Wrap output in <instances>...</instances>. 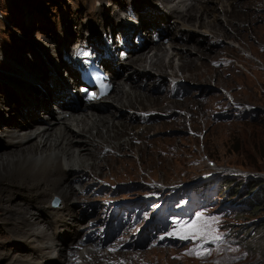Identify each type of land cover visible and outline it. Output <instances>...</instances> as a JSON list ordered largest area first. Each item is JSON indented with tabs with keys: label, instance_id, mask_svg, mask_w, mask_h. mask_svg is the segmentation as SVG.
Segmentation results:
<instances>
[{
	"label": "rangeland",
	"instance_id": "1",
	"mask_svg": "<svg viewBox=\"0 0 264 264\" xmlns=\"http://www.w3.org/2000/svg\"><path fill=\"white\" fill-rule=\"evenodd\" d=\"M117 1L118 0H0V76L4 75V77H6L11 74L14 80L21 76H26L30 79L40 78V71L43 68L40 70L33 58H42L49 67V62H51V65L54 64V57L51 55L52 50L50 49L51 45H56L57 48L62 51L64 45L68 48L66 45L67 42L70 46V43L80 40L84 34H88L89 32H91V36L96 35L102 38L99 15L100 17H106V19L111 17L113 21L118 20L120 15H126L122 7L118 10L119 12L117 11L118 13H115L114 8L107 5L109 2L112 3ZM238 1L241 0H237V2ZM237 2L233 5L236 6ZM217 3L218 0L208 1L207 5L214 8ZM128 4L134 6L135 10L143 12L144 8L150 4V0H123V6H127ZM98 9H105V11H97ZM243 11H245V8H243L242 12ZM250 11L251 13H257V15L253 14L250 16L249 18L252 19L250 21L248 19L240 21L235 18V20L241 22V24L235 23L233 27L236 31H240L241 34L245 31L248 32V34L244 33L247 35L243 36L244 39H242L243 48L249 45L246 51H243L242 47L236 41L227 39V41H231L232 44L230 43L229 45L222 42L220 46L208 51L209 53H207L211 56L217 54L218 58L210 57L213 59H207L205 64L199 67V69L202 68V70L209 68L212 73L213 76L208 82L204 81L203 77L198 78L190 76L188 79H183L187 82L186 84L189 87V91L181 98L169 96L166 92L154 91L150 94L156 99V102H151L155 103L154 106L159 108L157 109L158 112L163 114L157 113V116L151 117L152 121L148 123H141L140 121L139 124H137L140 125L139 128L144 131V139L135 137L133 143L136 146L134 148L128 147L126 151L127 153L125 156L129 159L128 162L131 163V166L130 164L121 165L123 163L120 161L124 160L123 158H119L120 152L122 151L112 150L111 153L114 156L111 154L112 157L109 162L114 161L116 165V170L112 175L110 174L106 178L100 176L97 180L83 176L81 180H79L80 182L77 181L78 179L76 180L77 182H72L75 189L83 186L84 190L82 189V191L75 194L77 197L76 199L80 200L79 202L74 199L69 203V205H71L69 208H71L76 215L75 218H68L66 216V218H68L66 222L58 223L57 227H55V230L58 229L57 231L59 232V236H56L54 240L57 241L58 247L62 245V235L65 233L66 229L69 228L74 231L78 226L79 237L74 234H69L68 240L70 235L71 237L73 235L76 237H73L74 239L82 240V246L94 244L93 242H84L86 241L84 236L88 233L87 229L91 230L99 221L100 215H97V211L101 209L95 207L96 203L103 202L112 192L113 194L110 195L112 199H128L131 201L140 200L143 197V195L140 194L146 193L153 188H159V190L171 194L175 188L181 187L180 183L192 181L204 171H208L209 176H213L221 171L219 175L215 176L216 178L221 177L220 184L222 183V178H224L225 181H232L229 187L227 185L228 183L224 186L225 190H223L222 193V198L224 199L235 197V195H231L239 189H241V191L238 192L235 200L243 199L244 195L249 193V185L253 183H260V187L264 188V27L259 29V36L255 35L254 31L251 29L252 27H247L245 30L243 27L248 26L250 23L256 26L262 25V23H264V15L261 16V13H264V11L263 9H256V7L252 8ZM215 12L220 13L217 8ZM117 23L121 27H126L127 29L133 28L135 25L133 21L130 20L118 21ZM170 25L171 23L169 25L165 24L163 28L165 30H170ZM79 28L81 30L80 32L78 30ZM117 31L118 29L113 25V31L109 36L110 39L113 38V43L114 41L115 43L118 42L116 41L118 36ZM150 33L151 29L147 31V38L150 37ZM142 35L144 36V34ZM130 36H132V34ZM147 38H145V41H149ZM183 38L184 40L186 38L187 43L193 41V45H195V42L203 44V40L199 39L197 41L196 37L190 40L185 36ZM235 39L239 38L236 36ZM186 41L182 40L181 42V40H179L181 44ZM168 42H165V44L168 45ZM133 45L135 44L133 43ZM142 47L141 49H143ZM167 50H169L168 47ZM226 51L230 54L226 55L229 59L227 63H224L222 58L225 56H220L225 53L227 54ZM190 58L192 61L194 60V64L199 62L197 58L188 56L183 57V60H177L176 56L174 57V61L175 64L179 66L182 63L184 64L186 60H190ZM201 59L202 58H200V60ZM243 59H246L244 64L241 63ZM124 66L129 67L130 65L125 63ZM120 69V73L122 74L123 72V77H119L118 80L125 83L126 69L124 67ZM181 70H179L180 73L182 72ZM183 71L188 73L189 71H196V69L188 66L187 68H183ZM62 74L64 75V72H62V70L59 71L58 77L60 79H64L63 76L61 77ZM121 74H119V76ZM7 79L12 80L11 78L0 77V85L5 86L9 83L13 85V82ZM133 79L137 82L139 80L135 75ZM144 80L145 82L143 83L142 81V85L151 81V77H146ZM68 81L70 82L69 78L65 80V84H68ZM72 87L71 85V88ZM114 91L115 88L110 95H112ZM1 94L2 93H0V95ZM160 98L162 100H160ZM227 101H229L230 104L233 103L234 109L232 114L236 118L233 120H222L214 117L213 113L219 109V103L222 102L224 104ZM182 103H190L189 108L191 110L193 109L195 111V108L199 109L197 113L195 111V121L194 119L192 120V112L186 113V105L183 106ZM147 104V101L142 103L139 100L135 106L137 109H145L148 106ZM167 104H172L175 111L164 110V105ZM201 106H204L205 112L200 110ZM252 106L254 107L253 109L257 110V113L254 119L250 120ZM19 110L17 106L11 104V101H2L0 103V129L4 128L5 125L15 126L16 123L9 122H11L14 117L18 118L17 115L19 114ZM178 112H181V115H186V119L184 117V122L183 120L177 122L174 119L177 118ZM36 113L41 114L42 112L38 109ZM125 115L126 113H122L119 118ZM31 116L33 117V115ZM41 116L44 117L43 114H41ZM171 120H174V122L171 123ZM34 121H32L31 124ZM132 122L138 123L137 119H134ZM2 149L3 148L0 147V150ZM102 162L104 163L105 170L108 171L109 167L106 164L108 160H102ZM11 167L12 172L21 173L22 170H24V166L21 163L14 164ZM234 168L241 169L244 173H248L252 176L250 180L246 182L243 189L241 185H239L241 182L239 175L241 174L238 173L234 175L231 173V171H237ZM6 182H8L7 178L0 180V264H28L26 260L31 258L33 261L40 260L37 255L38 252L36 247H33L37 245V243L40 244V240L34 241L31 245H27V241H24L29 238L27 235L31 230L28 229L25 232L19 230L12 233L7 228L5 230V227L1 225V221L4 219L12 222V220L16 218L14 213L7 212L1 207V205L4 204L1 197L4 196ZM150 183H156L157 186H147ZM88 184L91 186H88ZM114 185H118L117 188H114ZM224 191L227 192V195H225ZM102 196H105V198L102 199ZM47 200L48 199H44L43 203ZM12 201H18L19 203L21 200L12 199ZM81 201L84 202L83 206L80 203ZM216 202L217 201L212 200V203ZM50 203L55 207H60V199L58 197L52 196L50 198ZM223 203L227 202L224 201ZM20 204L22 205V203ZM80 210L86 213L84 219L78 218L81 212ZM66 211L67 210H64L63 212L65 213ZM233 213L234 211L224 212L222 209L203 210L194 217L161 233L158 238L152 239L151 242L145 243L142 247L128 248L121 246L118 249L112 248L111 251L108 252L111 253V258L108 260L105 257H101L102 260H99V262L111 264L116 259H120L123 262L122 264H217V262H219V264H264V259H260L257 254L250 253L246 248L241 250L240 260L234 263L225 261L224 252L228 250L236 251L237 249L236 246L228 240L222 239V241L214 243H205L203 239L180 238L186 225L196 219L199 214H202L203 217L212 214L209 222L211 228L217 231L219 235H222L221 233L225 230L222 228H226L231 223H233L234 227L238 225H248L247 227H249L252 221L261 223L264 221V196L259 202L257 209L254 211H245V216L249 217L248 220L244 219L241 214L234 215ZM95 217L99 218L95 220ZM80 226L82 227L80 228ZM132 232L133 231H131L130 234H132ZM134 239L135 238L132 236L128 241L130 242ZM71 240L69 241L70 244L69 242L66 243L69 246L67 248H71L72 250L74 247L72 246ZM195 242H198L199 245L203 244L204 248L208 249L211 254L203 259L188 254L190 250L194 249ZM150 244H155L156 246ZM99 249L101 251L105 250V248ZM96 252L98 251L96 250ZM112 258H114V261H112ZM42 263L47 264L44 259Z\"/></svg>",
	"mask_w": 264,
	"mask_h": 264
},
{
	"label": "bare ground",
	"instance_id": "2",
	"mask_svg": "<svg viewBox=\"0 0 264 264\" xmlns=\"http://www.w3.org/2000/svg\"><path fill=\"white\" fill-rule=\"evenodd\" d=\"M208 1L215 0H150V4L144 8L143 12L135 10L134 6L130 4L123 6V0L109 2L107 5L112 6L115 13H118V10L122 7L126 15L118 16L119 19L116 21H113L111 17L106 19V17H100L99 15L102 38L96 35L91 36V32H89L84 34L80 41L77 40L71 43H76L75 46H69L67 42L68 48L64 45L62 51L56 45H51V55L54 57L53 65L49 62L48 67L42 58H33L40 70L43 68L40 71V78L30 79L21 76L14 80L11 74L6 77L4 75L0 76L1 78H11L12 80H7L13 82V85L11 83L5 86L0 85V93H2L0 103L8 100L11 101L13 106L20 109L17 115L18 118L14 117L9 122L16 123L15 126L5 125L4 128L0 129V147L5 148L2 149L3 151L0 150V180L3 178L8 179L4 188V196L1 197L4 202L1 207L5 211L16 215L15 219L12 218V222L4 219L1 221V225L5 227V230L7 228L12 233L19 230L24 232L28 229L31 230L27 235L29 238L24 240L27 241V245L40 240V244L37 243L33 246L36 247L40 260L33 261L31 258L26 260L28 264H43V259L47 264H104L99 262V260H102L101 257L108 260L111 258V253H108L110 250L101 251L96 248L95 244L82 246V240L74 239L75 236L73 235L72 237L70 235L68 240L69 234L79 237V226L74 231L69 228L66 229L62 235V245L58 247L57 241L54 240L56 236H59V232L58 229L55 230V227L58 223H65L66 219L75 218L76 216L74 211L69 208L71 206L69 203L77 198L75 194L82 191L84 187L75 189L72 184L73 181L80 182L79 180L83 176L97 180L100 176L106 178L108 175H112L116 170L115 162H109L112 157V150L122 151L119 158L124 160L120 161L123 163L121 165L130 164L131 166V163L128 162L129 159L125 156L126 151L128 147L134 148L136 146L133 143L135 137L144 139V131L139 128L140 125H137L140 122L138 113L150 111L149 117L157 116L158 113L157 109L159 108L151 102H156V99L150 95L157 90V80H165L168 75L172 79L186 84L187 82L183 79L194 76L203 77L204 81L208 82L213 76L212 73L209 68L202 70L199 67L204 65L207 59H213L210 57L218 58L217 54L211 56L208 51L220 46L222 42L230 45L231 41L228 42L227 39L236 41L243 51H246L247 47L249 48V45L243 48L244 45L242 44L243 36L247 35L248 32L245 31L244 33L247 34H241L240 31L233 28L235 23L241 24L235 18L240 21L243 19L252 20L249 17L253 14L257 15V13H251L250 10L256 7V9H263L264 11V8H260L264 7V0H241L238 2L237 0H218L214 8L207 5ZM236 2L237 5L234 6L233 4H236ZM216 8L220 13L215 12ZM243 8H245V11L242 12ZM97 11L104 12L105 9H98ZM263 15L262 12L261 16ZM127 20L133 21L135 24L133 28L127 29L117 23L118 21ZM170 23V30H165L164 25ZM113 25L118 29L117 43L115 41L113 43V38L110 39L109 37L113 31ZM148 26L158 29L161 35L168 36L169 44L166 45L162 39L154 43L150 40L151 36L147 38ZM243 27L244 30L247 27H252L251 29L255 35L259 36V29L264 27V23L260 26L250 23L248 26ZM78 30L81 31L80 28ZM122 32L127 39V55L125 57L121 55L123 51L119 48ZM137 32L140 36L141 45L139 47L133 40V36ZM131 34L132 36H130ZM184 36L188 40L195 37L197 41L202 39L203 44L195 42V45H193V41L187 43L186 38L185 40L183 38ZM236 36L239 39H235ZM145 38L149 41H145ZM179 40L186 42L181 44ZM86 42L91 43L94 49L101 52V54H103L102 48L109 51V57H102L101 60L110 69L114 85L107 96L83 108L80 100L81 94L78 92L79 75L74 66V60L80 57L76 48L85 45ZM167 47L169 50H167ZM121 49L125 48L121 47ZM229 54L227 52V54L220 56H225V59L222 58L224 63L228 62L229 58L226 55ZM176 56L177 60H183V57L188 56L197 58L199 62L194 64V60L192 61L190 58V60H186L184 64L178 66L174 61ZM200 58L202 59L200 60ZM244 61L246 59H243L241 63L244 64ZM125 63L130 66L125 67ZM59 65H62L64 69ZM188 66L193 67L196 71L184 72L183 68ZM123 67L126 69L125 83L118 80L119 77H123V72L120 73V68ZM61 70L64 72V75H61L64 79L58 77ZM179 70L182 72L180 73ZM119 74L121 75L119 76ZM134 75L139 78L138 82L133 79ZM146 77H151V81L142 85V81ZM171 77H168V85L172 81ZM68 78L70 82L68 81V84H65V80ZM71 85L75 87V90L73 87L71 88ZM186 86L188 85L186 84ZM114 88V93L110 95ZM56 98L62 99L63 107L65 110L71 111L70 115L59 117V113L54 111L51 116L43 112L41 114L44 117H42L41 114L36 113L38 109L47 107V100ZM139 100L142 103L147 101V108L137 109L135 105ZM160 100L162 99L160 98ZM182 105H186V113L192 112L193 120L199 109L195 108V113L193 109L189 108L190 103H182ZM164 106V110L175 111L172 104ZM200 110L205 112L204 106H201ZM181 112H178L177 118H174L177 122L182 120L184 122V117L186 119V115H181ZM122 113H126L124 116L126 118H119ZM30 119L35 121L31 124ZM134 119H137L138 123H133ZM173 122L174 120H171V123ZM102 160H108L106 163L109 167L108 171L105 170ZM17 163L24 166L21 173L11 171V166ZM88 186L91 185L88 184ZM147 186L152 187L157 186V184L150 183ZM52 196L60 199V207L51 205L50 198ZM12 199L21 201L19 203L18 201L13 202ZM44 199H48L45 201L46 204L43 203ZM76 200L80 201L79 199ZM80 203L83 206L84 202L81 201ZM64 210L67 211L64 213ZM80 211L78 218L84 219L86 213ZM70 240L74 247L72 250L67 248L69 246L66 242ZM112 261H114V258H112ZM122 263V260L116 259L111 264Z\"/></svg>",
	"mask_w": 264,
	"mask_h": 264
},
{
	"label": "clouds",
	"instance_id": "3",
	"mask_svg": "<svg viewBox=\"0 0 264 264\" xmlns=\"http://www.w3.org/2000/svg\"><path fill=\"white\" fill-rule=\"evenodd\" d=\"M168 77L171 76H167V79ZM188 91L189 87L186 86V84H183L176 80V87L173 88V90L171 88H167V91L158 92H166L169 96L181 98L185 94H187ZM253 108L254 107L252 106V114L250 120L254 119L257 113V110ZM233 109V103L230 104V102L227 101L223 104L222 102H220L219 109H217L215 113H213V115L214 117L222 120H233L234 118H236L232 114ZM145 113L147 115L146 118H144ZM150 113V111H145L143 113L139 112L138 115H140V121L144 123L152 121V118L149 117ZM158 114L163 113L158 112ZM142 115L144 116L141 118ZM234 169H236L237 171H231V173L234 175L238 173L241 174L239 175V178L241 179L239 185H241V188L243 189L246 182L250 180L252 176L248 173H244L241 169ZM220 172L221 171L217 172L213 176H209L208 171H204L200 175H198L196 179L180 183L181 187L175 188L171 194L153 188L146 193L140 194L143 195V197L140 200L135 201H131L128 199H112L110 195L113 194V192L110 193L108 195L111 203L110 207L112 208V206H115V208H117L118 210L126 209L125 212L128 217L127 221L123 220L117 224L115 220H112L113 216L105 218V215H103L104 213L101 214L99 210L97 211V215H100V218L95 217V220L99 218V221L95 224V227L89 230L86 236H84V239L86 240L84 242H93L98 249L105 248L110 251L112 248L118 249L121 246H125L128 248L142 247L143 245H145V243L151 242L152 239L158 238L161 233L171 229L172 227L180 224L187 219L194 217L199 212L203 210L208 211L209 209H222L224 212L234 211V215L241 214L244 219L248 220L249 217L245 216V211H254L255 209H257L259 202L263 199L264 195H262V192H264V188L260 187V183H253L249 185V193L244 195L243 199L235 200L236 195L241 191V189L231 195H235V197L224 199L222 198L223 190H225L224 186L226 185V183H228L227 185L229 187L232 181H225V179L222 178V183L220 184L221 177H215L216 175H219ZM232 174L229 175L233 176ZM114 186V188H117L118 185ZM225 195H227V192H225ZM104 198L105 196H102V199ZM212 200H215L217 202L212 203ZM224 201H226L227 203H223ZM104 202L105 201L96 203L95 207L100 209L99 207L105 205ZM254 205L257 206L253 209ZM134 213H136L137 215H135ZM135 216H138L137 219H135ZM211 216L212 214L204 216L203 220H201L200 223L207 222L210 225L209 220ZM253 225L254 221L250 223V226ZM247 226L248 225H238L237 227H234L233 223H231L226 228H222L225 229L221 233L222 239L230 241L237 248L236 251L228 250L224 252L225 261L234 263L240 260V252L244 248H246L250 253L257 254L255 253V250L249 249L250 242L252 245H254L256 242L257 245L259 244V246H262L264 248L263 234H260L255 229H252L250 231V234L240 232V230H243L242 228H245ZM131 231H133L132 234H130ZM214 234H217V231H215ZM132 236L135 239L129 242L128 240ZM209 241H211V236L209 237ZM150 245L156 246L155 244ZM199 246L200 245L198 242L194 243V249H197ZM257 256L261 259H264L262 255L257 254Z\"/></svg>",
	"mask_w": 264,
	"mask_h": 264
},
{
	"label": "snow or ice",
	"instance_id": "4",
	"mask_svg": "<svg viewBox=\"0 0 264 264\" xmlns=\"http://www.w3.org/2000/svg\"><path fill=\"white\" fill-rule=\"evenodd\" d=\"M203 220V215L199 214L196 219L191 221L189 224L186 225V228L183 230L182 235L180 236L181 239H190V238H197L203 239L205 243L208 242H217L222 241L221 235L214 234L215 230L211 228V226L207 223H200ZM211 236V241L208 240V237ZM190 255H195L199 258H205L211 254V252L204 248V245L201 244L197 249L190 250ZM219 264V262H217Z\"/></svg>",
	"mask_w": 264,
	"mask_h": 264
},
{
	"label": "trees",
	"instance_id": "5",
	"mask_svg": "<svg viewBox=\"0 0 264 264\" xmlns=\"http://www.w3.org/2000/svg\"><path fill=\"white\" fill-rule=\"evenodd\" d=\"M254 187V186H253ZM261 194V193H260ZM262 195H264V192H262ZM257 205L253 206V209L256 208ZM243 230H240L241 233H245V234H250V231L252 229H255L257 232H259L260 234L264 235V221L261 223L255 222L254 221V225L253 226H249V227H245L242 228ZM250 250H255V253L262 255L264 257V248L262 246H259V244L257 245V243L255 242L254 245L251 244L250 242V246H249ZM261 259V258H260ZM251 264V263H250Z\"/></svg>",
	"mask_w": 264,
	"mask_h": 264
}]
</instances>
